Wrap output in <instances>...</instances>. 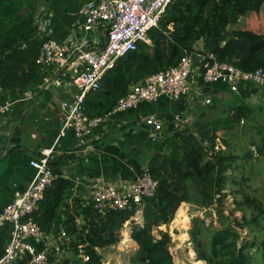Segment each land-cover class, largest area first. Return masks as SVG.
Returning <instances> with one entry per match:
<instances>
[{
	"label": "trees",
	"instance_id": "trees-1",
	"mask_svg": "<svg viewBox=\"0 0 264 264\" xmlns=\"http://www.w3.org/2000/svg\"><path fill=\"white\" fill-rule=\"evenodd\" d=\"M49 1L0 0V92L19 93L37 83L41 67L35 60L49 38L40 37L36 15L40 5ZM262 6L264 0H174L158 26L148 32L150 44L140 43L135 51L119 58L114 68L105 73L99 89L85 94V115L104 118L130 87L151 74L176 66L185 54L195 53L194 45L199 41L202 42L200 53L212 54L219 63L244 72L264 70V33L229 28L241 17L253 18ZM253 114L250 106L240 105L232 122L250 121ZM175 125L168 123L158 135L163 152L154 153L147 164L157 187L140 205L100 213L92 203L75 197L65 204L70 182L63 177L57 160H52L50 168L57 177L33 214L34 222L43 233L64 230L71 237L69 247L81 264H103L104 249L120 242L123 226L130 221L131 239L137 245L133 264H174L169 250L171 237L158 229L172 222L181 203L199 209L217 204L219 227L206 226L198 217L191 220L188 234L196 261L255 264L261 244L242 239L237 230L241 222L225 216L221 210L229 161L223 150L215 148L217 127L206 138L207 142H203L188 124ZM19 132V129L15 131L16 137ZM19 141L13 139L15 146L11 151L18 148ZM255 148L264 157V135ZM139 211L140 222H133ZM60 213L63 219L59 223ZM155 230L157 235L153 233ZM10 233V225L0 228V258ZM78 246H82L86 261L80 259ZM65 259L63 263L69 264Z\"/></svg>",
	"mask_w": 264,
	"mask_h": 264
},
{
	"label": "crops",
	"instance_id": "crops-1",
	"mask_svg": "<svg viewBox=\"0 0 264 264\" xmlns=\"http://www.w3.org/2000/svg\"><path fill=\"white\" fill-rule=\"evenodd\" d=\"M98 1L50 0L42 4L43 13L36 17L40 37L72 46L80 38V26L84 23L79 11ZM246 18H250L249 15L240 20L244 22ZM102 31L99 27L94 35L99 44L103 41L99 36ZM194 50L193 60L199 64L201 41L194 45ZM72 75V68L60 70L53 65L45 66L37 83L24 91L0 92V107L9 104V110L0 114V211L11 201L15 191L24 190L30 183L34 171L29 161L38 158L43 149H53L52 160H57L63 177L70 182L65 204H70L74 197L86 202L93 178L103 176L122 188L141 174L154 153L163 152L159 139L144 123L147 116L154 115L163 128L180 116L199 137L207 135L208 138L217 127L215 133L221 131L220 135L227 139L237 122L232 119L240 105L264 110V92L258 87L240 84L239 93L233 94L224 84H204L196 76L185 103L160 96L125 112L112 111L83 138L75 137L71 131L60 135V104L70 103L76 93L71 85ZM204 97L210 99L209 104L203 105ZM17 129L19 137L15 134ZM15 138L20 139L18 148L11 151Z\"/></svg>",
	"mask_w": 264,
	"mask_h": 264
},
{
	"label": "built area",
	"instance_id": "built-area-1",
	"mask_svg": "<svg viewBox=\"0 0 264 264\" xmlns=\"http://www.w3.org/2000/svg\"><path fill=\"white\" fill-rule=\"evenodd\" d=\"M174 0H99L81 8L84 18L80 26V38L72 46L62 45L48 39L40 47L35 63L41 68L56 66L58 69L72 68L71 85L76 89L70 103L60 104L62 127L60 135L71 131L77 138L91 134L103 122L102 117L88 118L84 111V96L89 91H97L105 73L114 68L117 60L137 49L138 44H150L148 32L156 28L165 10ZM102 43L94 38L98 28ZM204 84L221 83L233 94L239 93L240 84H251L264 92V70L244 72L240 69L216 61L212 54H201L199 64L192 54H185L179 63L165 71L151 74L140 83L130 87L120 98L114 112H125L141 102H151L160 96H168L175 101L190 98L194 78ZM203 105L210 99H201ZM9 110V104L0 107V114ZM144 123L157 138L163 128L162 122L154 115L147 116ZM176 127L185 121L176 116ZM181 123V125H180ZM53 149H43L38 158L29 161L34 175L22 191H15L11 201L0 211V228L10 225V240L0 258V264H64L71 237L64 230L58 233H43L33 220L44 198L45 191L56 179L51 171ZM156 180L148 167L140 175L122 188L98 176L90 181L91 194L86 202L103 213L129 209L140 205L144 198L154 194ZM85 202V203H86ZM80 259L86 261L82 246H78Z\"/></svg>",
	"mask_w": 264,
	"mask_h": 264
},
{
	"label": "rangeland",
	"instance_id": "rangeland-1",
	"mask_svg": "<svg viewBox=\"0 0 264 264\" xmlns=\"http://www.w3.org/2000/svg\"><path fill=\"white\" fill-rule=\"evenodd\" d=\"M42 13L43 9L39 7L36 16L38 17ZM252 17L254 20L246 18L244 22L243 19H239L238 23L229 26V28L251 29L264 33V6L259 13ZM72 91L75 92L74 89ZM252 109L254 110L252 120L236 122L227 139L220 135L221 131L215 133V148L223 150L229 161V169L225 172L226 181L221 210L225 216H229L231 219L237 218L241 222V226L237 227V230L242 239L253 240L261 244L262 249L255 254V264H264V255L262 254L264 251V157L258 155L255 148L264 135V131H258L264 129V110L262 108ZM183 124L185 125V123ZM200 136L198 135L203 142H207V135ZM216 206L217 204L208 209H199L191 204L181 203L172 222L168 226H161L158 229L168 232L171 237L169 250L174 264H192L193 261H196L193 244L188 234L191 220L198 217L203 220L206 226L219 227ZM140 217L139 211L134 216L133 222H140ZM131 226L132 223L127 222L121 231L120 242L104 249L103 264H133L132 258L136 253L137 245H131L124 239L126 234L129 236ZM153 233L157 235L156 230ZM182 235L185 237L181 238ZM68 247L65 254L66 259H64L68 263L70 262L69 264H81L76 254Z\"/></svg>",
	"mask_w": 264,
	"mask_h": 264
},
{
	"label": "bare ground",
	"instance_id": "bare-ground-1",
	"mask_svg": "<svg viewBox=\"0 0 264 264\" xmlns=\"http://www.w3.org/2000/svg\"><path fill=\"white\" fill-rule=\"evenodd\" d=\"M176 222H177V221H176ZM124 235H125V233H124ZM183 237H185V235H182L181 238H183ZM124 239H125L126 242L130 243L131 245H134V246L136 245L135 242H133V241L129 238V236H128L127 234L124 236ZM190 255L192 256V253H191ZM192 264H201V263H200V262H197V261H193Z\"/></svg>",
	"mask_w": 264,
	"mask_h": 264
},
{
	"label": "water",
	"instance_id": "water-1",
	"mask_svg": "<svg viewBox=\"0 0 264 264\" xmlns=\"http://www.w3.org/2000/svg\"><path fill=\"white\" fill-rule=\"evenodd\" d=\"M129 238L131 239V232H129ZM132 240V239H131ZM133 241V240H132Z\"/></svg>",
	"mask_w": 264,
	"mask_h": 264
}]
</instances>
